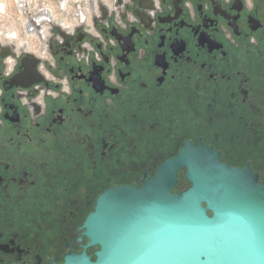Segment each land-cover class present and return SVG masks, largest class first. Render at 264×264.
Instances as JSON below:
<instances>
[{"label": "flooded vegetation", "instance_id": "af4514ba", "mask_svg": "<svg viewBox=\"0 0 264 264\" xmlns=\"http://www.w3.org/2000/svg\"><path fill=\"white\" fill-rule=\"evenodd\" d=\"M50 12L0 31V264L95 260L83 225L97 199L140 189L186 143L264 184V0Z\"/></svg>", "mask_w": 264, "mask_h": 264}, {"label": "water", "instance_id": "95a60500", "mask_svg": "<svg viewBox=\"0 0 264 264\" xmlns=\"http://www.w3.org/2000/svg\"><path fill=\"white\" fill-rule=\"evenodd\" d=\"M185 169L189 186L172 192ZM249 166L230 168L220 153L188 143L137 189L101 195L83 225L97 246L62 264H264V184Z\"/></svg>", "mask_w": 264, "mask_h": 264}, {"label": "rangeland", "instance_id": "374dc122", "mask_svg": "<svg viewBox=\"0 0 264 264\" xmlns=\"http://www.w3.org/2000/svg\"><path fill=\"white\" fill-rule=\"evenodd\" d=\"M101 1L103 0H0V31L6 30L13 34L17 29L23 32L27 17L43 13L45 9L51 11V16L57 23H73L74 14H85L92 5ZM31 35L32 33L26 34L25 38Z\"/></svg>", "mask_w": 264, "mask_h": 264}, {"label": "bare ground", "instance_id": "6f19581e", "mask_svg": "<svg viewBox=\"0 0 264 264\" xmlns=\"http://www.w3.org/2000/svg\"><path fill=\"white\" fill-rule=\"evenodd\" d=\"M12 33V32H11ZM11 34H9V36H10ZM12 38H13V36H12Z\"/></svg>", "mask_w": 264, "mask_h": 264}, {"label": "snow or ice", "instance_id": "6c2138e0", "mask_svg": "<svg viewBox=\"0 0 264 264\" xmlns=\"http://www.w3.org/2000/svg\"><path fill=\"white\" fill-rule=\"evenodd\" d=\"M0 54H6V53H0Z\"/></svg>", "mask_w": 264, "mask_h": 264}]
</instances>
